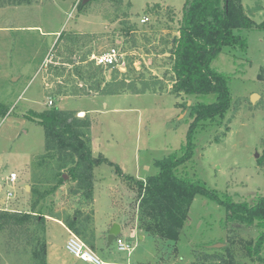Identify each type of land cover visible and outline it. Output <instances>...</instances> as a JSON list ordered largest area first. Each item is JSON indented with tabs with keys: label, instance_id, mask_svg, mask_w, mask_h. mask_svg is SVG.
Wrapping results in <instances>:
<instances>
[{
	"label": "rangeland",
	"instance_id": "374dc122",
	"mask_svg": "<svg viewBox=\"0 0 264 264\" xmlns=\"http://www.w3.org/2000/svg\"><path fill=\"white\" fill-rule=\"evenodd\" d=\"M23 1L11 5V0H0V26L12 27L0 32L4 109L0 108L4 112L0 114V210L29 212L37 200L33 190L40 193L35 212L45 216L46 231L43 237L38 235L45 239L46 254L43 260L41 254L34 257L39 251L36 240L6 230L0 232V264L77 261L65 249L68 234L59 224L46 221L50 218L65 226L77 221L80 232L72 233L104 262L264 264L259 261L264 258V245L258 257L253 253L259 225L226 221L225 209L203 196L192 201L177 241L149 235L138 213L135 185L115 174L116 166L129 177L137 172L155 175L157 161L181 157L192 120L188 107L214 100L212 95L198 98L173 90L174 40L179 37L184 0ZM241 4L256 24L264 20V0H241ZM143 19L147 21L142 23ZM49 31L58 35L43 34ZM238 34L246 40L247 50L223 48L210 66L230 76V108L223 119L194 131L192 159L177 174L203 182L235 202L253 205L264 196V31L247 29ZM111 48L123 55L122 68L96 67L92 57ZM11 76L21 79L12 82ZM53 107L73 111L77 117L86 113L91 123L93 119L92 136L101 149L92 156H102L113 165L104 163L93 170L97 225L112 207L120 224L148 235L130 244V254L119 252L114 242L106 246L108 231L98 234L94 222V191L91 200L75 193V183L66 174L71 163L45 151L43 129L27 119L30 112ZM90 141L92 152L91 136ZM10 173L17 175L14 183L8 181ZM121 234L125 239V232Z\"/></svg>",
	"mask_w": 264,
	"mask_h": 264
},
{
	"label": "trees",
	"instance_id": "16d2710c",
	"mask_svg": "<svg viewBox=\"0 0 264 264\" xmlns=\"http://www.w3.org/2000/svg\"><path fill=\"white\" fill-rule=\"evenodd\" d=\"M22 2L11 0V5H20ZM247 29L264 31V20L256 24L250 19L243 11L241 0H184L178 27L179 37L174 40L176 50L173 69L176 79L173 90L176 94L198 98L212 95L214 100L211 103L200 101L188 107L192 120L182 148L184 153L181 157L172 155L157 161V174L141 181L123 175L116 166L114 169L117 176L135 185L138 213L145 222L144 231L149 235L177 241L192 201L196 196H203L225 209L226 221L245 226L255 222L259 225L261 232L253 248L254 255L258 257L264 245V196L259 197L253 205L235 202L226 194L209 189L203 182L177 174V169L192 159L194 131L207 123L223 119L230 108V76L210 66L223 48L246 51V40L238 33ZM0 108L4 110L1 105ZM2 110L0 114L4 115ZM27 119L43 129L45 151L54 152L59 158L68 159L71 163L66 174L75 183V193L91 200L95 178L93 170L100 164L113 165L102 156H92L91 122L87 115L77 117L73 111L53 107L42 112H30ZM62 182L61 177L58 184ZM33 193L37 195V200L32 203L31 211L18 213L0 210V232L8 230L17 237L24 234L30 240H36L39 251L34 253V257L41 254L43 260L46 254V242L42 238L46 231L45 216L35 212L42 195L36 190ZM76 223L73 220L72 224L66 225L70 232H80ZM30 226H33V231L37 229L39 232L29 230ZM41 233L42 237L38 235ZM259 261L264 263V258H259ZM42 264L47 263L43 261Z\"/></svg>",
	"mask_w": 264,
	"mask_h": 264
},
{
	"label": "crops",
	"instance_id": "0c3cea01",
	"mask_svg": "<svg viewBox=\"0 0 264 264\" xmlns=\"http://www.w3.org/2000/svg\"><path fill=\"white\" fill-rule=\"evenodd\" d=\"M8 25H5V26H0V32H8L9 31V29H11L12 27H7ZM14 29H20V30H23V29H39L38 27H31V26H14L13 27ZM11 31V30H10ZM58 33V31H49V32H43V34H47V36H55V35H58L57 34ZM11 79V81L13 82V81H19L20 79H19V76L18 77H14V76H11L10 77ZM17 82H15V85H17L18 83ZM104 104V106H106V103H103ZM60 109V108H59ZM32 110V109H31ZM34 111V110H33ZM34 112H39V111H34ZM86 114V113H85ZM84 114V115H85ZM88 114H92V112L91 111H88ZM92 125H91V127H90V136H91V138H92V145H93V148H92V155L95 157V153L97 154H99V150L101 149V145H100V147H99V145H98V143H97V140L96 139H94L93 138V136H92V134H93V130H94V123H93V119H92V123H91ZM95 149H98V152L97 151H95ZM100 167V166H99ZM95 169H97V167L95 168ZM95 169H94V172H95ZM123 169V168H122ZM147 169V168H146ZM124 170V169H123ZM150 176H152V175H140V174H138V172H137V174L135 175V176H133L132 178H134V179H137V180H141V181H144L146 178H148V177H150ZM94 177H95V173H94ZM95 179V181H94V186H93V191H94V203H95V209H94V222L96 223V228H97V231H98V234H101V232H105V231H109V229L111 228V226L113 225V224H118L119 226H120V234L118 235L120 238H122L121 237V233L122 232H125V239H123L124 241H126L129 245L130 244H132L133 242L135 243L136 242V239H138V240H140V241H138V242H142V241H144V240H146V238L148 237V235H140V234H137L136 232V230L134 229V228H130L129 226H124V224H120L119 223V220H117L115 217H114V212H113V209H112V207L111 208H109V210H107L108 212H106V213H103V218H101V222H100V224L99 225H97V220H98V210H97V200H96V193H95V189H96V178H94ZM17 180V179H16ZM46 221H52V222H55V223H57V224H59L62 228H64V230L66 231V233L68 234V236L70 237V231L68 230V228L62 223V221L61 220H59V219H54V218H50V219H48V220H46ZM131 229V230H130ZM98 236V239L100 238V240H101V235H97ZM151 239H152V237H150ZM69 238H67V240H68ZM48 240V239H47ZM67 240L65 241V245H66V242H67ZM153 240V239H152ZM64 245V246H65ZM59 247V246H58ZM130 247H131V245H130ZM47 250H49V247H47ZM132 250H133V248L131 247V251H130V253L132 252ZM49 252V251H48ZM48 252H47V255H48ZM130 253H128V254H130ZM48 257H49V255H48ZM56 257V259H57V261H60V260H62V258L61 257H58V256H55ZM75 260H77V261H74L72 264H77V262L79 261V262H82V261H80V260H78V259H76V258H74ZM103 263H105V264H115V263H109V262H104L103 260H101ZM127 262L129 263V264H131V263H140V261L138 260H127ZM50 264H52V263H50ZM54 264H57V262H55ZM122 264H126V262H122Z\"/></svg>",
	"mask_w": 264,
	"mask_h": 264
},
{
	"label": "built area",
	"instance_id": "2783aa9c",
	"mask_svg": "<svg viewBox=\"0 0 264 264\" xmlns=\"http://www.w3.org/2000/svg\"><path fill=\"white\" fill-rule=\"evenodd\" d=\"M147 19H143L142 23L146 22ZM93 61L96 67L100 68H122L123 66V55L119 53L116 48H111L107 52L93 56ZM51 105L52 102H49ZM17 179V175L15 173H10L8 177V181L10 183H14ZM10 195V193H9ZM116 248L119 252H127L130 253L131 247L130 245L124 241L119 236L114 240ZM66 251L72 255L74 258L90 264H105L100 261L93 252L83 243L77 236H75L72 232H70V237L65 245Z\"/></svg>",
	"mask_w": 264,
	"mask_h": 264
},
{
	"label": "water",
	"instance_id": "95a60500",
	"mask_svg": "<svg viewBox=\"0 0 264 264\" xmlns=\"http://www.w3.org/2000/svg\"><path fill=\"white\" fill-rule=\"evenodd\" d=\"M120 234V226L118 224H113L108 231L106 246L110 247V245L114 242L116 237Z\"/></svg>",
	"mask_w": 264,
	"mask_h": 264
},
{
	"label": "bare ground",
	"instance_id": "6f19581e",
	"mask_svg": "<svg viewBox=\"0 0 264 264\" xmlns=\"http://www.w3.org/2000/svg\"><path fill=\"white\" fill-rule=\"evenodd\" d=\"M79 115H80V116H83V114H82V113H80Z\"/></svg>",
	"mask_w": 264,
	"mask_h": 264
}]
</instances>
